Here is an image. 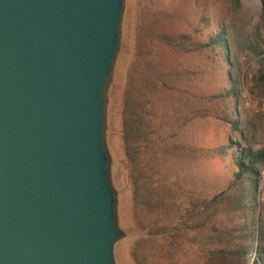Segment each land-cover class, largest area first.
<instances>
[{"label": "water", "instance_id": "95a60500", "mask_svg": "<svg viewBox=\"0 0 264 264\" xmlns=\"http://www.w3.org/2000/svg\"><path fill=\"white\" fill-rule=\"evenodd\" d=\"M126 0H0V264H118L107 142Z\"/></svg>", "mask_w": 264, "mask_h": 264}, {"label": "trees", "instance_id": "16d2710c", "mask_svg": "<svg viewBox=\"0 0 264 264\" xmlns=\"http://www.w3.org/2000/svg\"><path fill=\"white\" fill-rule=\"evenodd\" d=\"M226 2L235 15L231 22L223 6L204 13L195 34L157 31L160 45L197 59L199 75L190 90L180 86L182 74L170 78L144 61L135 65L123 94L122 148L135 178L133 198L150 218L137 243L143 251L141 259L134 257L136 264H264V228L257 216L264 145L255 137L260 117L244 107L249 75L240 61L253 57L250 81L264 96V0ZM165 111H171L173 123L160 136L162 155L181 158L194 170L200 166L201 177L175 204L170 197L149 196L151 183L142 171V148L162 127ZM212 122L228 127L227 137L209 141ZM212 160L220 167L216 174L205 173ZM145 166L158 174L154 164Z\"/></svg>", "mask_w": 264, "mask_h": 264}, {"label": "rangeland", "instance_id": "374dc122", "mask_svg": "<svg viewBox=\"0 0 264 264\" xmlns=\"http://www.w3.org/2000/svg\"><path fill=\"white\" fill-rule=\"evenodd\" d=\"M228 9V21L235 20L230 12L226 0H126V7L122 26L121 49L115 65L113 81L109 89L107 142L112 156V179L118 191V218L120 228L126 237L121 239L115 247V257L118 264H136L134 257L142 255L143 247L137 248L150 218L141 212V206L135 202L133 192L135 178L131 177L127 169V162L122 148V101L129 77L135 72V65L144 61H152L158 67L157 73L170 78L182 74L181 87L192 88V81L198 74V61L193 56L181 57L168 48L160 45L157 31L161 33H193L201 27L202 15L209 14L210 9ZM159 32V33H160ZM264 36V23L261 26ZM243 72L249 75L243 86V101L245 110L257 120L256 141L264 145V96L263 89L256 88L250 81L254 73L253 57L243 55L240 58ZM178 71V72H177ZM181 81V80H180ZM171 111H165L159 121L162 127L151 134L149 141L143 146L142 171L145 172L149 184L148 194L156 199L163 195L175 204L188 189L190 182H197L198 169L188 166L185 160L175 158L174 155H162L160 136L165 137L169 126L173 123ZM209 141L224 139L229 134L228 127L221 122H212L209 127ZM154 164L158 174H154L145 166ZM186 164V166H185ZM205 173L216 174L220 166L215 161L205 165ZM191 168L193 171H189ZM186 170V177L184 172ZM202 171V170H200ZM195 174V177H194ZM257 216L264 228V172L259 186ZM170 197V198H169ZM137 251H136V250ZM141 253V252H140ZM250 264H254L253 261Z\"/></svg>", "mask_w": 264, "mask_h": 264}]
</instances>
